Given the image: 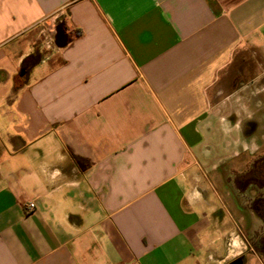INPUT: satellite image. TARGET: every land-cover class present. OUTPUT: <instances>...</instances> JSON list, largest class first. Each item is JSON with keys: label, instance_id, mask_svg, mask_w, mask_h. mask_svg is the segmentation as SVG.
Here are the masks:
<instances>
[{"label": "crops", "instance_id": "crops-1", "mask_svg": "<svg viewBox=\"0 0 264 264\" xmlns=\"http://www.w3.org/2000/svg\"><path fill=\"white\" fill-rule=\"evenodd\" d=\"M260 48L264 0H0V264L244 262L195 174L239 137L218 106L264 101L213 90Z\"/></svg>", "mask_w": 264, "mask_h": 264}, {"label": "rangeland", "instance_id": "rangeland-1", "mask_svg": "<svg viewBox=\"0 0 264 264\" xmlns=\"http://www.w3.org/2000/svg\"><path fill=\"white\" fill-rule=\"evenodd\" d=\"M247 82H254L255 87L256 85L264 86V48L242 53L233 65L220 73L213 90L218 89V92L222 91V94H225L231 92L233 87ZM258 90L257 87L256 91ZM219 98L221 97L218 96L217 99ZM257 98L261 100L262 95ZM262 102L256 104L257 110L254 117L251 107L247 113L248 105H243V110L237 111L238 116L229 117L227 115L231 112V105L218 106L217 123H222L217 120L222 117L226 129H232L229 124H234L232 135L235 133L239 137L232 136L236 139L234 142L225 139L229 144L224 152L225 157H222L225 163L216 169H210L205 167V162L197 161L201 170L195 174V177L201 178L202 182L208 185V192L203 194L204 197L209 195L212 205L218 202L214 199H219L218 203L224 206L237 223L236 231L241 240L247 241L250 245L253 244L252 252L246 253L247 258L244 262L241 261V264H264V249H262L264 248V219L260 218L252 207L255 199L264 194V191H261L264 187V181H262L264 179H255L254 183L251 181L258 177L257 172L264 171V114L261 115L258 108ZM250 119L258 120V130L256 136L251 137L252 139L247 142L243 140L240 132L244 131L243 124ZM236 124L237 127H235ZM248 177H250L249 180ZM248 183H251L249 187H247ZM235 251L237 252L238 249Z\"/></svg>", "mask_w": 264, "mask_h": 264}, {"label": "flooded vegetation", "instance_id": "flooded-vegetation-1", "mask_svg": "<svg viewBox=\"0 0 264 264\" xmlns=\"http://www.w3.org/2000/svg\"><path fill=\"white\" fill-rule=\"evenodd\" d=\"M258 108H260V114L261 115L264 114V112H261V110H264V107H261L259 105ZM260 114H258V115H260ZM257 121H258L257 119H254V120L250 119L248 122H245L243 124V127L245 126L244 127V131L243 132H240V133H242L241 136H242L243 140H246L247 142H249L250 141L249 139H252L254 136H256L255 134H256V132L258 130V123H257ZM248 131H249L250 134L247 133ZM260 138H261V136H260ZM257 175H258V177H255V178H253L251 180V181H253V183L255 182L254 181L255 179H258V180L264 179V171L257 172ZM249 179H250V177H248V180ZM262 181H264V180H262ZM250 184L251 183H248V186L247 187H249ZM261 191H264V187L261 188ZM252 207L255 210L256 214H258V216L260 218L264 219V194H262L260 197H257L255 199V202H254V204H253ZM262 249H264V248H262ZM241 261H242V259H240V258L237 259L236 258L232 262H229L228 264H241Z\"/></svg>", "mask_w": 264, "mask_h": 264}, {"label": "built area", "instance_id": "built-area-1", "mask_svg": "<svg viewBox=\"0 0 264 264\" xmlns=\"http://www.w3.org/2000/svg\"><path fill=\"white\" fill-rule=\"evenodd\" d=\"M75 34H78V32H75ZM53 42V39L50 35L46 36L44 39V46L47 50L51 49V43ZM36 209L35 203L34 202H28L25 206V214L30 215L32 214Z\"/></svg>", "mask_w": 264, "mask_h": 264}, {"label": "trees", "instance_id": "trees-1", "mask_svg": "<svg viewBox=\"0 0 264 264\" xmlns=\"http://www.w3.org/2000/svg\"><path fill=\"white\" fill-rule=\"evenodd\" d=\"M62 35V34H61ZM38 59V58H37Z\"/></svg>", "mask_w": 264, "mask_h": 264}]
</instances>
